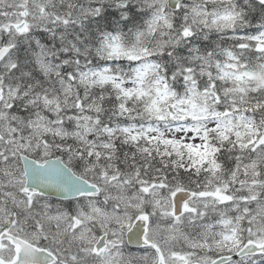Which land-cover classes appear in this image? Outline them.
Returning <instances> with one entry per match:
<instances>
[{
    "label": "snow or ice",
    "instance_id": "snow-or-ice-1",
    "mask_svg": "<svg viewBox=\"0 0 264 264\" xmlns=\"http://www.w3.org/2000/svg\"><path fill=\"white\" fill-rule=\"evenodd\" d=\"M0 264H264V0H0Z\"/></svg>",
    "mask_w": 264,
    "mask_h": 264
}]
</instances>
